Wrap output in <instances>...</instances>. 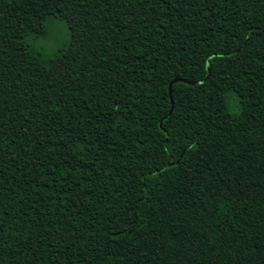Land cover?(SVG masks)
<instances>
[{"label":"trees","instance_id":"1","mask_svg":"<svg viewBox=\"0 0 264 264\" xmlns=\"http://www.w3.org/2000/svg\"><path fill=\"white\" fill-rule=\"evenodd\" d=\"M0 264H264V0H0Z\"/></svg>","mask_w":264,"mask_h":264},{"label":"rangeland","instance_id":"2","mask_svg":"<svg viewBox=\"0 0 264 264\" xmlns=\"http://www.w3.org/2000/svg\"><path fill=\"white\" fill-rule=\"evenodd\" d=\"M57 29L60 35H62L64 33V30H66L64 24L62 23H57ZM41 43L45 46V48H47L48 51H51L53 49V41H42Z\"/></svg>","mask_w":264,"mask_h":264},{"label":"water","instance_id":"3","mask_svg":"<svg viewBox=\"0 0 264 264\" xmlns=\"http://www.w3.org/2000/svg\"><path fill=\"white\" fill-rule=\"evenodd\" d=\"M177 81H185V82H189L188 80L183 79V78H179V77L174 78V79L170 82V85H169L170 95H171V92H172V85H173L174 82H177ZM172 103H173V100H172ZM173 107H174V103H173V105H172V109H173ZM172 109H171V111H172Z\"/></svg>","mask_w":264,"mask_h":264}]
</instances>
